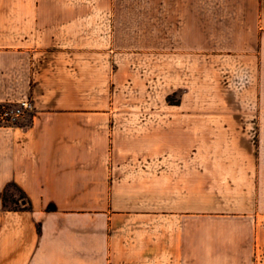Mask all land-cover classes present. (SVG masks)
<instances>
[{
    "label": "crops",
    "instance_id": "obj_1",
    "mask_svg": "<svg viewBox=\"0 0 264 264\" xmlns=\"http://www.w3.org/2000/svg\"><path fill=\"white\" fill-rule=\"evenodd\" d=\"M26 99L0 264H264V0H0Z\"/></svg>",
    "mask_w": 264,
    "mask_h": 264
},
{
    "label": "built area",
    "instance_id": "obj_2",
    "mask_svg": "<svg viewBox=\"0 0 264 264\" xmlns=\"http://www.w3.org/2000/svg\"><path fill=\"white\" fill-rule=\"evenodd\" d=\"M31 100L0 104V125H16L21 123L32 111Z\"/></svg>",
    "mask_w": 264,
    "mask_h": 264
},
{
    "label": "trees",
    "instance_id": "obj_3",
    "mask_svg": "<svg viewBox=\"0 0 264 264\" xmlns=\"http://www.w3.org/2000/svg\"><path fill=\"white\" fill-rule=\"evenodd\" d=\"M168 101H171V102H177L179 101L178 98H173L172 96H168ZM16 125H22L21 123H18ZM14 192H16L20 198H24L26 199V196L24 194V192L19 188L17 187L15 184H8L6 187H5V190H4V194H3V200L5 202V205L6 207L9 209V210H19V209H29L30 208V205H29V202L27 201L26 205H24V207H21L18 203H17V200L14 198Z\"/></svg>",
    "mask_w": 264,
    "mask_h": 264
},
{
    "label": "rangeland",
    "instance_id": "obj_4",
    "mask_svg": "<svg viewBox=\"0 0 264 264\" xmlns=\"http://www.w3.org/2000/svg\"><path fill=\"white\" fill-rule=\"evenodd\" d=\"M14 198L17 200V203L21 206V203L26 205V200L24 198H20L19 195L14 192Z\"/></svg>",
    "mask_w": 264,
    "mask_h": 264
}]
</instances>
